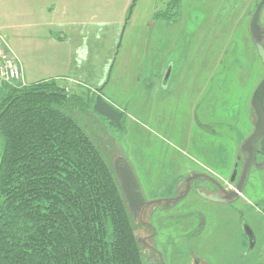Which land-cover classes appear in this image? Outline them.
Wrapping results in <instances>:
<instances>
[{
  "label": "rangeland",
  "instance_id": "rangeland-1",
  "mask_svg": "<svg viewBox=\"0 0 264 264\" xmlns=\"http://www.w3.org/2000/svg\"><path fill=\"white\" fill-rule=\"evenodd\" d=\"M168 1L134 0L136 6L129 12L133 17L125 25V33L121 31L116 58L110 62V52L100 51L87 59L86 63L91 64L85 67L84 75L74 74L80 84L59 79L69 94L84 96L80 105L72 104L67 111L91 136L108 146L106 155L114 169V160L125 158L145 191L151 194L157 191V182L152 185L155 180L170 183L195 171L227 182L235 173L241 175L246 160L241 143L253 131L256 121L252 94L264 78V60L259 53L256 59L241 54L238 58L220 55L226 32L229 50L234 44L242 50L243 27L256 8V0H181L172 21L161 18V14L154 17L156 12L166 9ZM23 2L10 0L9 19L5 20L3 30L10 37L13 18L20 15ZM232 2L236 6L229 11L225 3ZM242 4L246 7L245 16ZM261 25L264 26V10ZM103 40L100 37L99 44L103 45ZM211 79L214 85L208 91L206 86ZM7 91L5 87L2 96ZM100 94L125 113L123 129L112 126L94 111V101ZM88 98L91 103H87ZM222 120L227 128H216ZM205 123L224 134L206 135L200 128ZM209 139L218 149L209 150L213 155L207 161L204 152H198L195 146L199 150L209 149ZM221 144L224 149L219 148ZM255 160L238 204L245 216L256 215L252 225L258 237L251 252L246 235L237 247L234 237L229 232L225 234L224 242L217 243L219 249L225 246L231 251L235 246L237 250L231 252H238L239 248L243 254L239 260L229 256V264H264V214L259 210L264 209V167L256 164L263 161V156L260 154ZM228 189L232 188L228 185ZM137 233L141 237L142 232ZM214 253L217 255V250ZM216 255L211 254V264L219 263Z\"/></svg>",
  "mask_w": 264,
  "mask_h": 264
},
{
  "label": "trees",
  "instance_id": "trees-1",
  "mask_svg": "<svg viewBox=\"0 0 264 264\" xmlns=\"http://www.w3.org/2000/svg\"><path fill=\"white\" fill-rule=\"evenodd\" d=\"M180 4L169 0L154 17L172 21ZM7 89L0 102V264H144L108 146L67 111L84 96L53 79ZM93 109L123 129L125 113L101 94Z\"/></svg>",
  "mask_w": 264,
  "mask_h": 264
},
{
  "label": "flooded vegetation",
  "instance_id": "flooded-vegetation-1",
  "mask_svg": "<svg viewBox=\"0 0 264 264\" xmlns=\"http://www.w3.org/2000/svg\"><path fill=\"white\" fill-rule=\"evenodd\" d=\"M259 1L260 0H256V3L258 4ZM225 4L229 11H232L236 6L235 2ZM243 7L244 4H242V8ZM245 9L246 7L242 9V14L244 16ZM261 16L259 21L260 33L257 35L260 39L259 47L255 44L250 32L249 24L252 18L251 16L248 22L246 20L245 26L243 27L245 34L241 37L243 43L242 50H239L236 44L232 45L231 51L229 50L228 32H226V41L221 43L220 55L222 58L228 57L230 54L238 58V54H241L248 57L252 56V59H256V55L259 53L264 60V56H262L259 51L260 48L264 49V26L261 25ZM193 31L194 34H196L194 27ZM217 50L218 49L215 48V52ZM228 51H230V53L226 54ZM212 79L206 86L208 91L212 89L214 85ZM223 125L222 120L220 127L216 128L222 127L226 129L227 127ZM200 128L202 131L206 132V135L209 134L208 136L224 134L223 131L216 130L206 123L203 127L200 126ZM198 134L201 135L200 133ZM194 138H196V136ZM209 140V149L199 150L197 146H195L198 152H204L202 154L207 158V161L211 160L213 155V152L209 150L214 151L218 149L215 145L212 146V139ZM244 141L241 143L240 149L243 155H246L247 160L252 147L247 146L245 150H243L242 145ZM253 147L254 155L252 167L255 164V158L258 155L260 156V154L263 156V161L256 162V164L261 167L260 164H264V155L258 151L259 141H254ZM219 148L224 149V145L221 144ZM221 166H223V164ZM240 177L241 175L235 173V179L233 181L231 178L230 182L226 180H223V182L222 179L218 180L213 177V175L195 171L190 173L185 179L173 180L170 183H167L168 181L166 180V182L162 184L158 180H155L152 183L153 185L157 182V191H154L155 194L145 191L137 178L144 203L138 210L137 218L135 219L133 217V219L137 226V231L140 233L142 232L141 237L138 233L137 235L138 242L142 249L144 264H211L210 257L212 253L214 256L216 255L214 253L215 250L218 252L216 255L218 258L216 263H218L219 260L218 264H229V256L232 260L235 258L239 260V255L243 256V254L239 252V248L238 252H231L232 250H237L239 240L243 235H246L248 249L252 252L258 237L252 225V221L257 220V217L255 214L251 213L245 216L243 208L239 207L240 204H238V202L241 203L242 193L238 196L231 193L236 190ZM228 185L232 188L231 190L228 189ZM177 209H181L183 212H181V210L177 211ZM138 215H141L140 220L138 219ZM137 220L140 222L136 223ZM228 232L234 237L235 246L237 247L234 246L230 251L229 249L226 250L225 246H222L220 250L217 243L219 240H221V243L224 242V235ZM216 238L217 240L212 241ZM203 244H205V246L202 247ZM251 244H253V247Z\"/></svg>",
  "mask_w": 264,
  "mask_h": 264
},
{
  "label": "crops",
  "instance_id": "crops-1",
  "mask_svg": "<svg viewBox=\"0 0 264 264\" xmlns=\"http://www.w3.org/2000/svg\"><path fill=\"white\" fill-rule=\"evenodd\" d=\"M9 3L0 0L3 30ZM134 6V0H24L20 15L13 18L11 37L5 34L22 61L24 80L27 84L60 78L77 81L74 74L84 75L91 64L87 59L100 51H109L111 62Z\"/></svg>",
  "mask_w": 264,
  "mask_h": 264
},
{
  "label": "water",
  "instance_id": "water-1",
  "mask_svg": "<svg viewBox=\"0 0 264 264\" xmlns=\"http://www.w3.org/2000/svg\"><path fill=\"white\" fill-rule=\"evenodd\" d=\"M264 8V0H260L253 12L252 18L250 20L249 28L251 35L254 39L255 44L259 47L260 39L257 35L260 33V16ZM260 54L264 56V49H259ZM251 106L255 112L256 121L254 123V131L252 134L244 141L242 148L245 150L247 146L252 147L247 160L245 161L240 180L237 184L236 190L232 191L233 195H239L243 191V187L246 183L249 170L252 166L253 155H254V141H259L258 151L264 155V78L258 83L255 88L252 99ZM264 167V164H260ZM115 171L127 200L128 206L133 214V217L137 218L138 210L144 203L142 197L139 183L135 173L133 172L131 166L127 160L123 157H117L114 160ZM235 179V174L232 177V181ZM253 247V244H251Z\"/></svg>",
  "mask_w": 264,
  "mask_h": 264
},
{
  "label": "built area",
  "instance_id": "built-area-1",
  "mask_svg": "<svg viewBox=\"0 0 264 264\" xmlns=\"http://www.w3.org/2000/svg\"><path fill=\"white\" fill-rule=\"evenodd\" d=\"M26 85L22 61L0 26V102L5 87ZM259 210L264 214V209Z\"/></svg>",
  "mask_w": 264,
  "mask_h": 264
}]
</instances>
